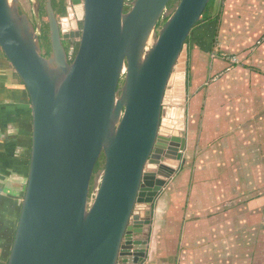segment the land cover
<instances>
[{
	"label": "water",
	"instance_id": "water-1",
	"mask_svg": "<svg viewBox=\"0 0 264 264\" xmlns=\"http://www.w3.org/2000/svg\"><path fill=\"white\" fill-rule=\"evenodd\" d=\"M81 1L74 51L63 44L68 18L44 0L45 56L40 24L0 0V49L31 116L6 264H142L154 200L182 161L186 39L209 0ZM178 63L181 93L170 92Z\"/></svg>",
	"mask_w": 264,
	"mask_h": 264
},
{
	"label": "crops",
	"instance_id": "crops-1",
	"mask_svg": "<svg viewBox=\"0 0 264 264\" xmlns=\"http://www.w3.org/2000/svg\"><path fill=\"white\" fill-rule=\"evenodd\" d=\"M209 2L186 45L182 161L154 200L142 264H264V0ZM30 133L26 89L0 49V264Z\"/></svg>",
	"mask_w": 264,
	"mask_h": 264
},
{
	"label": "trees",
	"instance_id": "trees-1",
	"mask_svg": "<svg viewBox=\"0 0 264 264\" xmlns=\"http://www.w3.org/2000/svg\"><path fill=\"white\" fill-rule=\"evenodd\" d=\"M43 1L44 0H42V4H43ZM174 1L175 0H170L168 2L167 6L171 7L172 4L174 3ZM51 5H52V8H53L56 16H58V15H62V16L66 15V3H65L64 0H51ZM44 15H45L44 9L41 6L39 8L38 16L39 17L40 16L43 17ZM203 21H209V20H208V18L201 16L199 21L192 27V29L190 31V34H189V36L186 39V44L191 39V35H192L193 30L195 28H197L200 25V23L203 22ZM80 25H81V23H80ZM39 42H40V47L43 50L44 55L47 56L49 54V52H50V43H49V35H48V28H47L46 21H43V24L41 26V33H40V36H39ZM76 47H77V42L74 43V51H75ZM28 157H29V149H28ZM96 167L99 168L100 166L97 165ZM11 242H12V239L10 240L8 248H10ZM7 255H8V252H7ZM7 255H6V259H5L4 264H6Z\"/></svg>",
	"mask_w": 264,
	"mask_h": 264
},
{
	"label": "rangeland",
	"instance_id": "rangeland-1",
	"mask_svg": "<svg viewBox=\"0 0 264 264\" xmlns=\"http://www.w3.org/2000/svg\"><path fill=\"white\" fill-rule=\"evenodd\" d=\"M64 1L66 3V7H67V1L68 0H64ZM18 2H19L20 10L28 15V17L32 21L33 25L40 24V26H42L43 21H46L45 15L43 17H41V16L35 17L33 15V2H32V0H18ZM209 3L207 5V7L205 8L204 12L207 10ZM75 15L77 16L76 13H75ZM60 16H62V15H58L57 17L59 18ZM72 16L74 17V21H75V16L74 15H72ZM66 17L68 18V28L65 27V29H66V31L68 30V37H67V39H65L63 41L65 42V44H67L69 46L70 44L74 45L73 42H75L74 41L75 40V30H77L78 28L76 27L77 25L75 26V24L74 25L72 24V19H70V16H66ZM80 23H81V21H76V24H78L79 28H80ZM64 42H63V44H64ZM73 45H70V46H73ZM184 75H185V73H184ZM183 81H182V83H183ZM182 89H183V87H181V85H180V87H178V90H179L178 92L181 93Z\"/></svg>",
	"mask_w": 264,
	"mask_h": 264
},
{
	"label": "built area",
	"instance_id": "built-area-1",
	"mask_svg": "<svg viewBox=\"0 0 264 264\" xmlns=\"http://www.w3.org/2000/svg\"><path fill=\"white\" fill-rule=\"evenodd\" d=\"M69 7L67 8L69 15H74L76 21H81L82 14H83V8H82V1L80 0L77 3H74L73 0H68ZM72 10V11H71ZM77 16L75 15V13ZM264 40V33L261 35V37L257 40V43H260V41ZM143 207L138 205L135 208V213L139 214L142 212Z\"/></svg>",
	"mask_w": 264,
	"mask_h": 264
},
{
	"label": "bare ground",
	"instance_id": "bare-ground-1",
	"mask_svg": "<svg viewBox=\"0 0 264 264\" xmlns=\"http://www.w3.org/2000/svg\"><path fill=\"white\" fill-rule=\"evenodd\" d=\"M181 66L182 65L180 63H178L176 65L174 74L172 75V80L171 81H172L173 88H177L182 83V80H183V72L181 70Z\"/></svg>",
	"mask_w": 264,
	"mask_h": 264
},
{
	"label": "flooded vegetation",
	"instance_id": "flooded-vegetation-1",
	"mask_svg": "<svg viewBox=\"0 0 264 264\" xmlns=\"http://www.w3.org/2000/svg\"><path fill=\"white\" fill-rule=\"evenodd\" d=\"M41 6H42V7L44 6V1H43V4H42V0L40 1V7H41ZM68 7H69V4H68V1H67V7H66V14H67V15H64V16H69V13H68V11H67V10H68V9H67ZM60 17H62V16H60ZM76 27H77L78 29H80L79 26H78V24H77ZM63 42H64V41H63ZM73 43H75V42H73ZM70 45H73V44H70ZM70 45L68 46V45L65 44V42H64V47L66 48V50L69 49ZM73 47H74V45H73Z\"/></svg>",
	"mask_w": 264,
	"mask_h": 264
}]
</instances>
